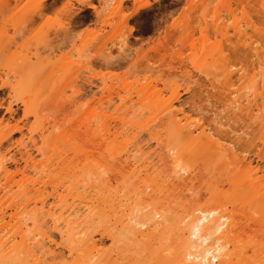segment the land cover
Returning a JSON list of instances; mask_svg holds the SVG:
<instances>
[{
	"label": "rangeland",
	"instance_id": "rangeland-1",
	"mask_svg": "<svg viewBox=\"0 0 264 264\" xmlns=\"http://www.w3.org/2000/svg\"><path fill=\"white\" fill-rule=\"evenodd\" d=\"M38 1L0 0V158L6 162L8 173L16 172L7 181L9 193L0 197L5 219L28 203L27 209L31 210L34 198L47 196V203L55 204L53 197L61 193L71 202L77 193L85 192L77 187V180L91 184L83 175L90 168L94 172L101 170L109 184L94 179L99 188H94L96 194L89 195L95 208L84 232L102 242L101 252H111L113 260L109 264H172L154 259L150 248L162 250L164 255L173 249L178 251L175 212L183 209L181 205L206 199L208 192L223 189L228 194L218 202L222 210L233 212L237 219L234 234L239 238H235L234 251L240 255L245 252L242 256L246 259L240 264H264V210L246 207L247 195L229 187L218 174L211 177L203 170L192 181L171 177L170 160L157 144L167 136L163 109L176 87L179 99L173 104L177 109L205 126L217 127V131L232 130L229 136L234 141L229 145L240 158L251 160L264 180V130L259 120L252 123L244 112L230 108L232 105L225 101L228 92L221 86L223 76L219 75L220 64L228 63L230 71H237L230 90L238 89L244 82L247 85L244 79L236 81L238 76L243 74L246 79L256 63L263 60L264 0H124L119 8L117 0H44L43 13L29 25L26 18ZM143 2L148 6L142 9ZM205 22L211 26L208 31L204 30ZM214 23L222 28L221 33L215 32ZM187 29L193 34L190 39ZM258 91L263 92L260 87ZM123 99L121 105L127 101L126 106L135 113L121 115L126 107L117 109ZM262 100L258 98L260 108ZM95 112L106 116L111 132L118 130L116 138L111 136L106 143L101 139L97 126L103 125L105 117H97ZM121 117L132 121L133 126L121 127ZM150 119L156 120L151 124ZM146 122L151 128L144 130L141 127ZM226 123L229 127L223 128ZM28 137L43 156L36 155ZM252 137L254 143L248 147ZM112 141L113 146H108ZM22 143L31 148L35 161L41 164L40 174L25 172L28 177L22 178ZM134 148L139 153L137 158L130 156L133 167L140 169L139 158L149 156V173L153 171L166 180L163 185H152L154 191L147 188L144 192L149 195L142 191L143 175L121 177L118 173L131 169L132 164L127 166L124 158ZM111 152L119 154L112 159ZM97 162L103 168L99 169ZM5 179L1 175L0 184ZM40 179L52 183L45 185L42 194L31 188V181ZM209 185L211 191L207 190ZM57 186L58 192L52 195ZM165 194L178 197L164 211L168 221L148 241L149 249L143 241H133L128 233L114 226L121 209L137 206L142 198L149 201ZM122 203L126 207H121ZM247 213L253 220H246ZM47 225L42 224V228ZM46 230L54 242L44 246L53 250L46 264H59L60 254L66 264H75L76 255H67L66 239L52 228ZM110 233L115 240L108 236Z\"/></svg>",
	"mask_w": 264,
	"mask_h": 264
},
{
	"label": "bare ground",
	"instance_id": "bare-ground-1",
	"mask_svg": "<svg viewBox=\"0 0 264 264\" xmlns=\"http://www.w3.org/2000/svg\"><path fill=\"white\" fill-rule=\"evenodd\" d=\"M43 1L44 0H39L35 5L34 10L27 16L26 21L29 25L34 24L35 18L43 13L45 9ZM123 1L124 0H117V8L121 6ZM147 6V2L140 4V8L142 9ZM205 23L204 30L208 31L211 26L207 22ZM214 26L216 28L215 32L221 33L222 28L218 27V24L216 23H214ZM187 30L189 31L187 37L192 38L193 34L189 29ZM237 32L242 33L239 29H237ZM228 66V63H222L219 66V75L223 76L221 86L228 92V98L226 97L225 101L232 105L230 108L244 112L252 123L259 120L261 130H264V58L263 60H260V62L258 61L256 63V67L252 69L253 73L247 76L246 79L243 74L238 76L236 81L244 79V81H247V85H244L246 84L244 82L242 87L235 90H230V87H232L235 83L232 78L237 74V71H230L228 69L230 67ZM259 84L261 86H259ZM259 87L262 88L263 92L258 91ZM188 89L189 88L187 87L185 90L187 91ZM240 90H243L242 93L239 92ZM258 98H261V100L263 99V108H260ZM176 99H179V93L175 87L171 95V100L168 105L164 107L165 109H163L165 114L161 111L162 109L159 110V112L161 111L160 115H167V136L162 144H157L161 145V148L164 150V157L170 160L171 177H175L179 181H192V177L196 178L198 173L203 170L211 177L218 174L219 177L228 181L229 187H233L236 192L245 193L247 195L245 196L246 207L250 209L257 207V210H264L263 177L258 174L259 169L252 166L251 160H247L245 157L240 158L235 150H233V148L229 145L234 141L232 137L229 136V134L233 131L231 130L224 133L219 130L217 131V127L214 128L212 126L213 128H211L209 125L205 126L202 122L196 121L190 114L185 113L182 109H177V107L173 104V101ZM128 101L131 103L130 99ZM122 102L124 103V99L120 102V105ZM98 103L102 106L100 100ZM126 103L122 104L117 109L120 110V108L126 107V112L121 114L125 115V117L129 113H135L131 106H126ZM130 105H132V103ZM96 114L97 117L102 115L101 113ZM103 118L104 120L101 124L104 126L99 123L97 129L102 132L101 139L106 143L111 136L115 138L118 136V130L111 132L110 128L106 124V116L104 115ZM119 119L121 127L128 126L133 123L129 119L126 120L123 117ZM217 119L219 120L220 118ZM155 120L150 119V122L153 121L151 124H153ZM159 120L160 119L157 118L156 121ZM151 124L146 122V124L141 128L147 130L148 128H151L149 127ZM138 126H140V124H138ZM224 127H229V125L226 123L223 125V128ZM137 129H139V127ZM140 129L139 131H141ZM261 137V143L264 150V135L262 133ZM31 138L32 137H28L27 142L29 141L32 146H35V144L32 143L33 140L31 141ZM158 140H160L159 137L157 141ZM254 140L255 137H252L248 141V147L254 143ZM113 143L115 142H110L108 146ZM26 145L22 143L21 147L24 151L19 150L24 163L22 171L19 170L23 175L22 178L28 177V174L25 175V172H32L34 174H40V172H42V169L39 168L41 164L37 161L39 163L38 165L35 161V156L30 152V146H28L30 149H27ZM34 146L33 148H35L37 153L36 155L43 156V153L40 152L41 150ZM256 146L257 145L254 144V147ZM137 149L138 148L132 149V151H130L132 153L131 155H129V151L125 154L124 162H126L127 166L132 164L131 169L124 172L120 170L118 173L121 174V177H130L133 175V177L140 178V176L143 175L144 179L141 181L144 189L142 190L143 193H145L144 191L147 188L154 191L152 190L153 186L161 183V185H163L166 180L160 178V175L154 173L153 171L149 173L152 166L150 160H148L149 156L139 158V160H141V162L139 161L140 163H138L140 169L138 168L137 170L133 167L130 156L132 158H137L136 153H139ZM114 154L119 153L111 152L110 157L112 159L113 156H115ZM86 157L85 159H87ZM97 165L99 169L103 168V165L98 162ZM88 171H90V173H88ZM88 171L86 173L83 172V174L85 173L83 177L85 176V179L87 177V179L91 181V184L88 182V184L84 185L77 180V187L80 186L83 188V191L85 190V192L84 195L83 193H77L71 202H68V200L61 193H57L60 188L57 186L51 193L52 195L57 193L56 196L53 197V200L56 201L55 204L47 203V196L41 199L34 198L31 200V203H33V208L31 210L27 209L29 206L28 203L27 205H23L19 207L18 210L9 214L7 219H5V212L1 211L0 208L1 264H46L47 258L50 254H53V250L50 249L51 247L44 249V246L49 243H54L48 230H46L48 228H52L54 231L58 232L61 239H66L68 242L67 255L71 258L73 255H76L75 259H77L75 264H109L113 260L111 252H101L102 248L100 247V243L102 242L100 240H96L94 235L84 232V227L88 226L93 218V210L95 208V206H93L94 203L91 200L92 198L90 199L89 197V195H92L91 193L96 194V192H94V188L96 187L94 179L102 180L104 185L109 184V179L104 178L102 175L104 174V171L99 170V172H94L95 170H92L91 168ZM13 173L16 174V172ZM13 173H8L6 162L0 158V176L4 175V178L6 177V183L4 182L3 184H0V193H2L0 197H6V194L9 193V188L7 189V181L12 178ZM152 173H154V176H152ZM82 180L84 181V178H82ZM43 182L41 179L37 180V182L31 181V188H34L35 191L42 194V191H45V185L52 184L51 182ZM36 185H42V187L44 186V189H41L42 187L40 188ZM210 188V185L207 186V190H210ZM140 192H137L136 194L140 195ZM86 193L88 194L85 195ZM208 194L209 196L206 199H196L194 200V203H189L188 206L181 205L183 209L180 212H175V227L178 230L177 238H179L180 243L178 245V251L173 249L169 252V254L164 255V251L159 249L152 250L154 247H151L152 249L148 247V241L153 240L158 231L163 228L165 222L168 221V216L165 215L164 211L169 208V204H171V202L175 200V197L178 196L165 194V196L167 195L166 197L161 195V197L157 196L159 198L156 199L155 197L149 201L142 198L140 203L135 204L137 206L121 209V215L114 218L113 224L116 228L119 227L121 231L126 232V234L128 233L130 235V239H134L136 242L143 241L147 244L148 249L150 248L151 255L154 256V259L163 263L240 264L246 259L244 258L245 256H242L243 253L245 255V252L240 255V253L234 251L235 238H239L237 237L238 235H235L237 232L235 230L237 229L236 225L238 224H236L237 219L234 218L235 216H233V212L228 213L229 211L227 212L222 210L221 207L223 205L218 202L219 198L222 196L224 197L228 194V192L220 189L208 192ZM151 195L152 194H150V196ZM137 198H139V196ZM126 199L129 198L127 197ZM122 200L123 199L120 201ZM207 202L208 205H204ZM149 205H151L152 208H149ZM153 206L161 207L155 208ZM121 207H126V204L122 203ZM126 210H128L127 213L125 212ZM245 218L246 220H253V217L248 213L245 215ZM48 223L49 226L47 225L46 229H43L42 224ZM178 233L180 236H178ZM100 236H102V233H100ZM108 236L112 240H115L111 233L108 234ZM230 246L232 248H230ZM79 252L82 253V256H79ZM164 256H166V258ZM59 257L61 259L59 264H66L63 255L60 254Z\"/></svg>",
	"mask_w": 264,
	"mask_h": 264
}]
</instances>
